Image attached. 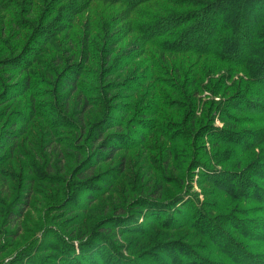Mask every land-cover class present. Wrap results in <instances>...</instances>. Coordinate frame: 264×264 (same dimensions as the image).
<instances>
[{
  "label": "rangeland",
  "instance_id": "1",
  "mask_svg": "<svg viewBox=\"0 0 264 264\" xmlns=\"http://www.w3.org/2000/svg\"><path fill=\"white\" fill-rule=\"evenodd\" d=\"M194 3L0 0V264H264V85L141 34Z\"/></svg>",
  "mask_w": 264,
  "mask_h": 264
},
{
  "label": "trees",
  "instance_id": "2",
  "mask_svg": "<svg viewBox=\"0 0 264 264\" xmlns=\"http://www.w3.org/2000/svg\"><path fill=\"white\" fill-rule=\"evenodd\" d=\"M121 1H123V3L127 4L129 7L133 9L137 5L145 2L146 0H121ZM192 1L195 2L194 3L195 7L202 6L201 8L199 7L197 12L186 13V15L183 12L180 13L172 12L170 15L167 16L166 19H164L159 23L156 24L146 23L145 27L141 31L142 36H144L143 38L145 42L151 44L157 43L159 45L160 43L158 40L160 39V37L169 33L168 29L166 31H164V29L168 27L170 30H172L185 25L182 29H180L179 32L172 33V35H170L172 38L170 43L168 42L169 40H166L160 46H158L160 51L172 52V53L193 52L202 55L207 54L219 60L228 61L232 64L238 63L244 69L248 68L249 70L247 71L248 77H253L255 81L260 80V82L264 85V70H263L264 48H260L262 44H264V3L257 1L254 4L253 0H240L239 7L236 5L234 9L231 10L228 7V3L230 0H214V1L192 0ZM21 5H23V3ZM32 8L30 9L31 11ZM251 9L253 11L256 10L258 12L262 11L263 13L261 15L254 12V15H250L249 12L247 11ZM236 10L238 11L242 19H244L245 22L244 25L242 21L237 20L238 16ZM223 13L225 14L228 13V15H227V20L221 23L217 19L219 18L220 15H223ZM211 14L213 15L212 19L208 17V15ZM58 18L59 20L63 19L61 17ZM38 19L37 18L35 19L37 20L35 21L36 22L35 25L30 23V21L28 24L29 26L28 29H30L31 26L34 25L33 30L35 37L42 35V33L46 32V29L49 28L48 26H43V24H40ZM207 24H209V26ZM199 32H202L203 36H205L204 41H202V43H200L198 38L193 35V33H199ZM240 32H243L245 36V41L242 44L240 43L241 45L239 44L238 48H233L234 47L233 42L239 36ZM213 38L217 39L218 41L216 45H214L211 41V39L213 40ZM254 45L256 46L254 47ZM18 47L16 49H13V51L18 50ZM249 54L255 55L254 61H252V59L250 60L247 59L248 58L247 55ZM8 60H10V58L4 59L2 63L6 64L9 62ZM254 63H256V65L258 64L260 67L258 69L253 68L250 70L249 68L252 67ZM190 84L194 85V87L192 88V92L189 94L191 98L188 106L189 112L193 114L192 120H194V118L196 117H202L203 113L206 112L205 114L206 121L210 120L211 118L213 119L216 118L219 122L223 123L224 125L228 124V127H232V123H230L227 120V118H225V116L221 114L222 113L221 110L223 111V109L219 108L218 110L217 107L207 108L206 103H203L202 105L203 107H200V101L197 99V97L199 91H201L200 89L201 84L195 83L194 79L190 82ZM230 86H232V83H230ZM206 88L208 89L210 94L213 95L209 99V101H211V103L212 102L214 103V98L217 97L218 94H220L218 88L213 87V85H211L210 83L207 85ZM179 90H180L179 87H177L176 91ZM160 97H161L160 107L168 108L165 103L164 94H161ZM229 98L230 97H226V98L223 97V100H225L226 102V100L229 101ZM223 100L222 102L224 103ZM214 108H216V110H213ZM210 126L211 125H208L205 128H203V126L201 127L205 130L206 128L209 129ZM202 128L198 129V131L199 130L202 131L201 130ZM215 130H217L216 135L218 134L217 135L218 137L231 136V134L229 133H227L228 135L226 133H222V130L218 128H216ZM107 150H109V152L112 151L110 147H108ZM261 238L264 239V237Z\"/></svg>",
  "mask_w": 264,
  "mask_h": 264
}]
</instances>
